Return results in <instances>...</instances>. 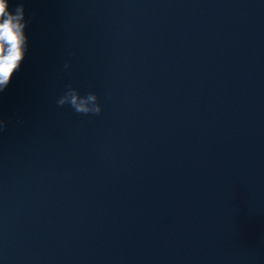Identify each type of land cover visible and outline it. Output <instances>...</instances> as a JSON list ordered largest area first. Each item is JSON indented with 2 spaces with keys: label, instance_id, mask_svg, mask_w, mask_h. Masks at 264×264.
I'll return each instance as SVG.
<instances>
[{
  "label": "water",
  "instance_id": "1",
  "mask_svg": "<svg viewBox=\"0 0 264 264\" xmlns=\"http://www.w3.org/2000/svg\"><path fill=\"white\" fill-rule=\"evenodd\" d=\"M22 2L0 264H264V0Z\"/></svg>",
  "mask_w": 264,
  "mask_h": 264
},
{
  "label": "clouds",
  "instance_id": "2",
  "mask_svg": "<svg viewBox=\"0 0 264 264\" xmlns=\"http://www.w3.org/2000/svg\"><path fill=\"white\" fill-rule=\"evenodd\" d=\"M28 22L22 0L16 4L14 10L10 8V0H0V92L7 89L26 55L28 36L25 29ZM97 99L95 93L90 92L82 96L77 89L69 85L57 103L59 106L68 104L77 113L98 115L102 109ZM6 127L7 121L0 120V131Z\"/></svg>",
  "mask_w": 264,
  "mask_h": 264
}]
</instances>
